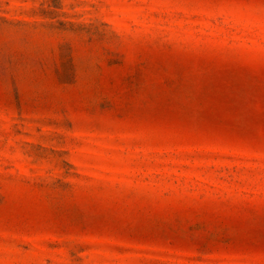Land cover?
<instances>
[{"label":"rangeland","instance_id":"obj_1","mask_svg":"<svg viewBox=\"0 0 264 264\" xmlns=\"http://www.w3.org/2000/svg\"><path fill=\"white\" fill-rule=\"evenodd\" d=\"M0 264H264V0H0Z\"/></svg>","mask_w":264,"mask_h":264}]
</instances>
